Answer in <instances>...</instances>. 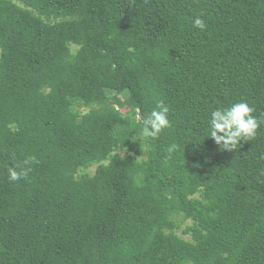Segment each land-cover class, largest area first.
I'll return each instance as SVG.
<instances>
[{
	"label": "trees",
	"instance_id": "16d2710c",
	"mask_svg": "<svg viewBox=\"0 0 264 264\" xmlns=\"http://www.w3.org/2000/svg\"><path fill=\"white\" fill-rule=\"evenodd\" d=\"M0 47V264H264V124L208 137L264 119V0H0Z\"/></svg>",
	"mask_w": 264,
	"mask_h": 264
},
{
	"label": "clouds",
	"instance_id": "9594fccd",
	"mask_svg": "<svg viewBox=\"0 0 264 264\" xmlns=\"http://www.w3.org/2000/svg\"><path fill=\"white\" fill-rule=\"evenodd\" d=\"M193 26L205 30V21L196 17ZM169 107L163 102H158L142 118L143 128L139 133L140 143L155 140L167 128L171 126L169 119ZM255 109L246 101L233 102L228 107L216 108L210 114L208 137L222 149L234 151L240 147L242 141H252L256 138L264 119L257 118L253 113ZM35 158L25 161L30 165ZM30 167L13 166L7 169L9 181L15 182L28 176Z\"/></svg>",
	"mask_w": 264,
	"mask_h": 264
},
{
	"label": "rangeland",
	"instance_id": "374dc122",
	"mask_svg": "<svg viewBox=\"0 0 264 264\" xmlns=\"http://www.w3.org/2000/svg\"><path fill=\"white\" fill-rule=\"evenodd\" d=\"M0 54H1V47H0ZM121 153L124 154V150H121ZM90 169L94 170L95 169V165L90 167ZM190 221H187V223H189ZM186 224V223H185ZM185 224L182 225L181 229L178 230V233H180L181 235H183L184 237L186 238H190V235H187V234H183L182 232V228L185 227Z\"/></svg>",
	"mask_w": 264,
	"mask_h": 264
}]
</instances>
